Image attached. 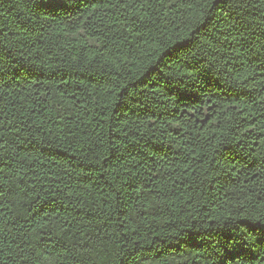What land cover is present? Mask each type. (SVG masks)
I'll use <instances>...</instances> for the list:
<instances>
[{"label": "trees", "instance_id": "obj_1", "mask_svg": "<svg viewBox=\"0 0 264 264\" xmlns=\"http://www.w3.org/2000/svg\"><path fill=\"white\" fill-rule=\"evenodd\" d=\"M0 264H264V0H0Z\"/></svg>", "mask_w": 264, "mask_h": 264}]
</instances>
